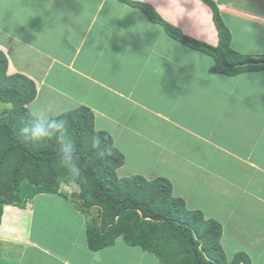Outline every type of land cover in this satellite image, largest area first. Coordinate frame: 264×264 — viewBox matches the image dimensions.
Instances as JSON below:
<instances>
[{"label":"crops","instance_id":"1","mask_svg":"<svg viewBox=\"0 0 264 264\" xmlns=\"http://www.w3.org/2000/svg\"><path fill=\"white\" fill-rule=\"evenodd\" d=\"M126 1L149 4L166 21L180 28L184 34L211 45H218L219 43L213 12L202 0H85L84 2L77 0V5L72 4L69 0H23L21 5L24 8H20L18 13H22L32 5V10L39 12L37 15L41 19H47L51 16L52 19L54 17L60 22L61 17H67L69 14H71V17L74 14L78 16V19H72V29H76L81 24L83 33L82 35L78 34L80 43L75 46V51L73 53L69 51V47L60 40L58 43L53 42V45H56L61 51L52 49V54L49 51L53 56L52 65L56 66V63H59L65 66V69L77 75L80 74L92 82L90 89L83 90V93L94 96L87 98L86 102L83 99L77 100L74 109L78 107L80 102L82 105L91 106L97 114V121L100 116L106 119V115L98 110L100 108L94 104L93 99L110 98L111 101H114L115 113L112 112L109 120L115 126H119L120 124L129 123V121L146 123V118L143 116H133L134 111L125 114V106L122 105V102L137 108H145L155 117L168 124L164 130L166 132L169 130L171 138L175 135L173 140L180 145L185 144L184 149L189 143L196 148L199 147L200 150L201 148L207 149L206 152L201 151V154L197 155L192 165L187 168L184 166V174L186 175L183 178L188 181L193 178L195 183L191 189V194L189 193L187 199H185L188 209H197L193 207L192 199L199 190L207 189L206 187H212L215 190V188L220 189L223 186L225 190L227 186L238 194L242 188V190L251 194L252 199L248 203L249 206L258 205L260 201L263 202L264 193L260 195L259 185L261 184L260 189L264 188V182L263 179L260 180L259 174H264V164L259 160V144L252 133L254 129L258 128L259 142L264 139V119L259 110V89L256 88L253 91L256 95L246 102L252 107L251 110H246L244 113L243 108H240L244 118H250L259 126L257 127L256 124L253 126L252 122L253 127L252 131L249 130L250 135L240 131L235 132L239 134L238 137L234 133L231 136H225L224 131L228 129V122L225 123L224 110H218L216 107L217 105H223L227 80L235 76L212 73L210 70L214 65L213 58L211 59L206 54L191 48L188 49L189 47L178 43L170 36V39H167L168 36L161 25L150 22L139 8L126 3ZM213 1L219 6L223 20L231 30L233 49L253 56L264 54V44L260 45V42H264V11L259 12V1L261 0H239L252 7L239 4L235 0ZM94 2L96 4L95 11L90 12L86 4H94ZM49 3L51 7L60 3L63 6H68V8L65 11L62 8H59V10L56 8L53 11V9H46ZM130 11L134 12L135 18L134 20L131 18L129 22L130 16H128V13ZM139 15L143 17L142 20L138 19ZM82 16H84V19ZM125 22L126 27L120 28V25ZM6 24L7 20L0 15V34L2 36L0 50L6 53L11 65L17 66L13 62L15 53V55L24 58L23 61L26 64L28 57L32 55V47L20 48L18 42L21 38L4 29L3 27ZM50 24L54 26L53 23ZM95 24H97V27L94 26ZM47 25L48 38H50L52 32L49 24ZM260 29L263 32H260ZM244 34H246L245 39ZM247 37H250V40L246 39ZM202 62L206 63L205 69L211 74V77L203 80H201L199 72ZM21 68L29 71L24 66H21ZM181 70L186 71L188 78H191V80L184 84L179 98H182V94L185 95L184 91L186 90L195 93L196 99L188 101L191 107L183 108L182 106L178 113L171 112L170 114H166L161 110L152 111L153 109L146 105V101L151 100L155 109L163 108L162 104L168 102L165 93L170 91L172 86H167L165 92H163V87L166 86L169 77L179 78ZM19 72L21 70L17 71L14 68L11 74ZM32 75L35 80L32 79L36 83L39 80V84H47L48 72H43L40 79L36 75ZM67 85L71 86L72 82L69 81V76L66 74L58 75L50 82L52 90L63 95H65L66 90L61 89ZM93 85L101 87V92L96 94ZM67 91L76 92L75 90ZM42 94L47 100V95ZM169 94H172V90ZM175 94L171 95V100ZM71 102H74L73 99H71ZM40 105L39 109L45 108L44 105ZM192 109L200 111L205 116L201 124L195 125V121L190 114ZM30 110L33 113V110ZM120 111H124L122 116L118 115ZM58 114L59 111L53 110V115ZM176 114L190 115L191 126L184 123V120H181ZM174 115L177 116V120L173 118ZM116 134L121 135L117 132ZM116 139L114 143L119 149ZM119 150L121 151V149ZM39 196L53 202L56 210H58V200H68L52 194ZM180 197L183 198L182 193ZM60 202L64 204L62 201ZM36 209L33 201H30L25 208L10 205L4 207L0 223V264H94L96 262V259L91 257L90 254H88V258L86 256L80 257L77 255L76 250H70L87 249L84 242L86 241L87 231L86 220L82 214H79L80 212L75 218V225L70 223L69 220L56 219L53 224L55 226L59 225L62 230L57 228L47 230L44 225L50 219L45 217L46 213L37 214ZM202 210L205 212L204 209ZM37 215L44 216V218H41V223L40 217L38 219ZM253 216L255 218L256 214ZM240 218L241 215L238 219L233 217V220H240L243 225V222H241L243 219ZM259 220L264 224L262 216H259ZM218 221L223 225L221 220ZM240 227L248 236L250 231H253V229L244 225H240ZM72 229H74L73 232ZM72 233L79 234L83 238V246L75 244L70 247L67 244L66 236L71 238ZM231 235L232 233L228 236L227 227L224 228L223 225V244L227 243L229 245V248L226 246V252L230 258L236 252L244 251L251 257L253 264H264V237H259L262 246L259 253L256 251L257 249H254L258 245V231L256 229L249 240L251 244L247 246L249 249L242 248L240 241L238 239L234 240ZM225 236H227V239H225ZM65 246H68V248Z\"/></svg>","mask_w":264,"mask_h":264},{"label":"trees","instance_id":"2","mask_svg":"<svg viewBox=\"0 0 264 264\" xmlns=\"http://www.w3.org/2000/svg\"><path fill=\"white\" fill-rule=\"evenodd\" d=\"M213 12L218 45L192 38L166 21L151 5L126 1L166 34L185 46L213 58L212 73L238 76L264 71V54L253 56L232 47V33L217 3L202 0ZM8 58L0 50V223L5 206L25 208L38 195L71 198L86 220L87 249L98 252L123 238L130 246L153 253L161 264H253L244 251L231 258L223 244V225L200 209H188L174 196L169 179L141 175L119 177L125 157L116 147V136L95 129L93 111L81 105L52 118L64 119L74 140L77 174L60 161L63 140L33 141L20 135L32 119L29 105L38 96L35 81L23 73L8 74ZM99 143L95 144L94 141ZM66 184L78 198L60 192Z\"/></svg>","mask_w":264,"mask_h":264},{"label":"rangeland","instance_id":"3","mask_svg":"<svg viewBox=\"0 0 264 264\" xmlns=\"http://www.w3.org/2000/svg\"><path fill=\"white\" fill-rule=\"evenodd\" d=\"M69 1L72 4L77 5V0ZM84 1L85 0H82V2ZM235 1L244 6L252 7L239 0ZM21 2H23V0H0V15L7 20V24L4 25L3 28L21 38L18 42L20 48L26 49V46H31L32 55L28 57V62H26L25 64V62L23 61L24 58H21L20 55H15V53L13 55V62L17 66L15 67V65H11V62L8 59L7 72L8 74H11L13 73L14 68H16L17 71L21 70L23 74L25 73L31 79L33 78L32 74L36 75L37 78L40 79V75L43 72H48L46 85H43V83L39 84V80L37 81V83L35 82L37 85L38 94L40 95H38L37 100H35L33 104L29 105V108L32 109L33 112L34 110L39 109V106H41L40 104L45 106V108L43 109L49 110L51 116L53 115V110L59 111L60 114L66 109H74L73 107L75 106L77 100L83 99L86 102L90 98V96H94L83 93V90L90 89L92 82L87 78L81 76L80 74L77 75L74 72L65 69L66 67L59 63H56V66L52 65L53 56L51 54L52 49H57L58 51H61L58 47H56V45H53V42L58 43L59 40L60 42L64 43L69 47V51H72V53L75 51V46L80 43L78 40V34L82 35L83 33V30H81V24L76 29H72V19H78V16L74 14L71 17V14H69L67 17H61L60 22L59 20L57 21L54 17L52 19L51 16H49L47 19H41L37 15V13L39 12L32 10V5L30 7L27 6L29 8L27 10L22 11V13H18L20 8H24V6L21 5ZM86 6L89 7L90 12L95 11V2L94 4L88 3L86 4ZM56 8L58 10L59 8H62V10L65 11L67 10L68 6H63L60 3H57L56 5H54V7H51L50 3L46 6V9H53V11L56 10ZM262 11H264V0L259 1V12L261 13ZM128 14V16H130L129 22L131 18L132 20H134V12L130 11ZM18 16L20 17L18 18ZM82 17L84 19V16ZM142 18L143 17L139 15L138 19L142 20ZM50 23H53L54 26H52ZM47 24H49V28L52 32L50 37L51 39L48 38ZM94 26L97 27V24H95ZM123 27H126V22L123 25H120V28ZM260 32H263V30L260 29ZM245 36L246 34H244V39ZM1 37L2 36L0 34V39ZM167 39H170L169 36L167 37ZM246 39L250 40V37H247ZM72 44L74 45L72 46ZM262 44H264V42H260V45ZM258 47L260 48L261 46ZM49 51L51 54L49 53ZM10 58L12 59L11 56ZM205 65L206 63L202 62L200 66L199 72L201 75V80L211 77V74L206 71ZM21 66L28 68L29 71L25 70L24 68H21ZM64 74L69 76V81L72 82L71 86L67 85L61 89L66 90V92L64 91L65 95L60 94V92L57 93L56 91L52 90V87H50V82L56 76ZM188 77L189 76L187 72L184 70H181L179 78L177 79L169 77L170 79L166 81V86L163 87V92L166 91L167 86H172V94H169L171 90L165 93V98L168 100V102L166 104H162L163 108H153V103L151 100L146 101V105L152 108V111L161 110L166 114H170L171 112L178 113L182 106L183 108L191 107V105L188 104V101L196 99L195 93L193 94L190 93L189 90H186L184 91L185 95L182 94V98H179L180 92L182 91L184 84L191 80V78ZM227 82L228 83H226L225 85L226 92L224 99L225 101L223 103L224 107L222 104L217 105L216 107V109L218 110H224L225 123L228 122V129H225L224 135L231 136L234 133V135L238 137L239 134L235 132L240 131L244 134L250 135L251 132L249 130L251 129L252 131V127L255 126V124L258 127L259 124L255 121H252L250 118H244L243 114L240 112V108H243L244 113L246 110H251L252 107L246 102L256 95V93L253 91L258 88L259 110L261 116L264 119V71L251 72L240 76L238 75L235 77H230L228 78ZM93 87L96 91V94L100 93L102 90V88L99 86L93 85ZM175 89L177 91L176 94ZM67 90H75L76 92L72 93ZM42 93L47 95V100L44 98V95ZM173 94L175 95L172 97L171 100V95ZM71 99H73L74 102H71ZM93 102L95 105L99 106L100 109L98 110H100L106 115V119L103 116H100L98 117L97 121V114L93 111L91 106L85 105L89 107L94 113L95 129L104 131L107 130V132L110 131L109 134L111 133L113 137L116 136L117 146L119 147V149H121V152L125 157L124 165L117 170V174L119 175V177L124 178L133 175H141L146 177L147 179H154L160 176L165 177L169 179L172 183L174 196L180 197L182 193L183 199H187V196L190 192H192L191 189L193 185H195V183L193 178H191L190 181L183 178L186 175L184 174L185 167L187 168L188 166L192 165L193 160L197 157V155L201 154V151L206 152L207 149L204 150L201 148L200 150L199 147L196 148L192 146L191 143L187 144L186 149H184L185 144L180 145L178 142L173 140L175 135L171 138L169 130L167 132L164 130V128L166 129L168 124L165 123V121L159 119L158 117H155L145 108H137L132 106L131 104L122 102V105L125 106V114L126 112L134 111L133 116H143L144 118H146V123L129 121V123H126L124 125L120 124L121 126H115L114 123L109 120L112 112L115 113V109L113 107L114 101H111L110 98H101L97 100H95L94 98ZM80 105L82 104L79 102L77 108H79ZM3 108L10 109V105L6 103H0L1 111H3ZM123 113L124 111H120L118 115L122 116ZM190 114L195 121V125L201 124L205 119V116L198 110L192 109L190 111ZM176 115L181 120H184V123L191 126L190 115ZM177 116L174 115L173 118L177 120ZM116 132L121 133V135L116 134ZM252 133L254 134V139L259 144V160L264 164V139L259 142L258 128L254 129ZM259 178L260 180L263 179L264 182V174H259ZM260 185L259 193L260 195H262L264 193V188L260 189ZM60 187L61 193L66 194L70 197L78 198L80 187H77L76 193L74 191V193L72 194H69V191L73 192L72 187L66 184H63ZM206 188L207 189L204 188L199 190L198 193L195 194L192 199L193 207L204 209L205 213L209 218L221 220L223 222L224 228L227 227L228 236L232 233L231 237L234 240L238 239L242 248L246 247L247 249H249L247 247L251 245L249 240L256 229L258 231V245L254 249H257L256 251L259 253V249H262V246L259 242V237H264V224L260 222L259 216H262L264 218V201H260L258 205L254 204L252 206H249L248 203L252 199L251 194L250 192L242 190L241 187L239 194L235 193L231 187L227 186L225 187V190L223 186L220 189L215 188V190L212 187ZM40 197L41 196L38 195L33 200H31V202L33 201V204L36 206L37 214L46 213L45 217L50 219L44 225L45 229L49 230L57 228L58 230H62L59 225L55 226L53 224V222L55 223L56 219H60L62 221L69 220L70 223L75 225L74 221H76L75 218L79 213V209L71 201V198L68 197V200H58V210H56L54 209L53 202L47 201L46 198ZM60 201H62L64 204H61ZM254 214H256L255 218L253 216ZM240 215V219H243L241 221L243 222V225L247 228L253 229V231H250L249 236L246 235V233H244L242 229H240V225L243 226L240 223V220H233V217H236L238 219ZM36 217L38 219L40 217V223L42 220L41 218H44V216L42 215H37ZM60 223L62 224V222ZM73 231L74 229H72V232ZM225 239H227V236H225ZM66 240L68 241L67 244H69L70 247L75 244H80L81 246L84 245L83 238L76 233H72L71 238L69 236H66ZM225 246L229 248V245L227 243L225 244ZM65 247L68 248V246ZM59 250L68 251L69 249ZM70 250H76L77 255L80 257L86 256L88 258V254H90L91 257H94L96 259V262L94 264H161V262L153 253L146 252L140 247L130 246L125 242V240H123V238L115 240V243L112 246L106 247L98 252H91L90 249ZM248 252L251 253L250 250H248Z\"/></svg>","mask_w":264,"mask_h":264},{"label":"clouds","instance_id":"4","mask_svg":"<svg viewBox=\"0 0 264 264\" xmlns=\"http://www.w3.org/2000/svg\"><path fill=\"white\" fill-rule=\"evenodd\" d=\"M19 132L23 138L33 141L53 138L59 133L63 140L59 157L61 163L69 166L77 174L80 172L74 153L75 143L64 119L52 118L49 110L36 109L32 113L31 121L20 128ZM94 143L98 144L99 141L96 140Z\"/></svg>","mask_w":264,"mask_h":264}]
</instances>
